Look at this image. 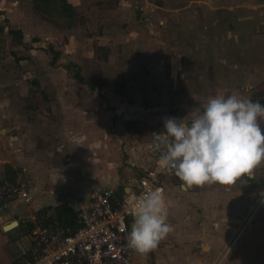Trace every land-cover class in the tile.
<instances>
[{"label": "crops", "instance_id": "0c3cea01", "mask_svg": "<svg viewBox=\"0 0 264 264\" xmlns=\"http://www.w3.org/2000/svg\"><path fill=\"white\" fill-rule=\"evenodd\" d=\"M138 1L66 0L65 11L62 0H0V183L25 168L33 194L31 203L18 199L0 207L1 247L11 236L35 232L47 212L75 226L80 201L96 188L115 187L120 197L138 189V179L159 159L152 151L153 133L164 131L163 118H184L204 103L199 94L198 105L169 108L170 97L183 95L182 64L165 56V26L156 33L163 38L143 32L145 38L136 39L138 32L127 23L142 16L136 15ZM250 1L259 2L251 12L262 9L264 19V0H165V9L145 0L165 10L167 19L175 13L228 16ZM228 36L222 44L210 41V50L230 48ZM53 53L51 90L22 89L16 66L38 65ZM140 67L144 72L133 79ZM122 74L128 79L111 84ZM262 82L256 91L264 88V73ZM36 94L40 109L33 112L42 116L49 108L50 128L25 116V102L35 103ZM218 95L224 96L213 97ZM253 101L264 105V91ZM194 114L199 113L186 118ZM259 123L264 130V118ZM52 138L63 142V151H42ZM172 175H165L164 198L174 231L145 253L147 264H264V162L232 185L187 187L180 179L170 181ZM53 208L70 212L63 218ZM14 220L18 224L6 231Z\"/></svg>", "mask_w": 264, "mask_h": 264}, {"label": "rangeland", "instance_id": "374dc122", "mask_svg": "<svg viewBox=\"0 0 264 264\" xmlns=\"http://www.w3.org/2000/svg\"><path fill=\"white\" fill-rule=\"evenodd\" d=\"M154 1L165 9V0ZM257 3L259 2L240 3L245 5L240 7L239 10L233 11L228 16L218 14L214 19L206 17L188 18L183 15L178 16L177 13L167 19L164 18L166 17L165 10L159 7H151V4H147L145 0L136 3V15L138 16L140 13L142 15H150L154 23L152 29L154 31L139 22L140 15L135 17L134 22L127 23L128 26L129 24L132 25L138 32L135 35L136 39L145 38L142 34L143 32H147L158 39L160 37L163 38V34L156 33L165 26V56L167 59H179L182 64L178 83L184 82L180 85L182 86L183 95L170 97L168 100L169 108L174 107L178 110V106L182 104L189 106L192 104L198 105L197 97L195 96L199 94L204 95V97H200L203 102H206L209 97L220 93L225 97L235 93H243V95H247V98L253 101L256 96L264 91V88L262 91H256L261 83L263 84L264 73V19L261 18L263 10L261 9L259 14L255 13L257 10L251 12L257 9ZM205 25H208V27L205 28ZM226 29L230 31L228 35L231 38L225 34ZM227 36L230 38L228 39L231 44L230 48L228 46V49L223 51L220 48L218 51L210 50V41L222 44ZM43 56L45 59L41 58V63H38V65L26 63L23 66H16V73L20 72V77L24 79V86L21 85V87L27 92H39L41 90L48 92L52 88L50 77L56 70L53 69L55 71H51L49 59L55 57V54L53 53L52 56L49 54V58L47 57L48 55L44 54ZM225 59H227V62H225ZM140 69L141 67L137 70L138 74L136 73V75L132 76L133 79L144 72V69ZM119 76L116 80L111 79V84L116 85L118 81L120 83V81H125V78L128 79L124 74ZM34 80L38 81V86ZM248 95L250 96L248 97ZM34 96L36 108L33 106L35 104L33 98L30 99V102H25V107L28 109L25 116L32 123H39L40 120L41 123H45L49 127L53 120L48 110L49 108L46 110L47 112L43 109V112H41L42 116L34 113L33 110L40 109V105L37 102L38 94ZM45 101L48 102L49 98ZM42 106H44L43 103ZM63 145L60 140L57 143L52 138L48 139L40 148L44 153L51 151L50 149L57 151L62 149L63 151ZM46 157L48 158V154ZM58 158L60 157L58 156ZM52 162L57 165L63 164L58 160L57 162L55 160ZM177 179L179 178L174 174L171 176L170 181ZM66 212H70V210L60 211V209L53 208L55 215L58 213L63 217ZM64 220V222L68 221ZM0 234H2L1 227ZM36 242L37 234L34 231H29L25 235L17 234L9 237L8 242L3 247L0 246V264H15V261L23 260L26 253L33 248ZM134 260L135 264H147L148 262L145 253L136 251Z\"/></svg>", "mask_w": 264, "mask_h": 264}, {"label": "clouds", "instance_id": "9594fccd", "mask_svg": "<svg viewBox=\"0 0 264 264\" xmlns=\"http://www.w3.org/2000/svg\"><path fill=\"white\" fill-rule=\"evenodd\" d=\"M191 119H187L191 113ZM182 120L164 117V131L153 133V152L162 166L187 187L205 183L232 185L264 162V105L236 94L209 97ZM174 227L162 189L146 191L135 201L127 246L149 253Z\"/></svg>", "mask_w": 264, "mask_h": 264}, {"label": "built area", "instance_id": "2783aa9c", "mask_svg": "<svg viewBox=\"0 0 264 264\" xmlns=\"http://www.w3.org/2000/svg\"><path fill=\"white\" fill-rule=\"evenodd\" d=\"M139 22L148 28L154 24L150 15H142ZM173 172L158 159L138 179L139 188L127 189L121 197L115 187L96 188L80 201L75 226L63 223L51 212L45 213L35 226L37 242L20 264H134L135 250L127 246L126 237L131 231L135 201L155 189H162L164 196L165 175ZM18 199L33 201L25 168L0 183V207Z\"/></svg>", "mask_w": 264, "mask_h": 264}, {"label": "water", "instance_id": "95a60500", "mask_svg": "<svg viewBox=\"0 0 264 264\" xmlns=\"http://www.w3.org/2000/svg\"><path fill=\"white\" fill-rule=\"evenodd\" d=\"M180 119L182 120L183 118H180ZM120 190H122V189H120ZM17 224H18V221L17 220H14L13 222L5 225L4 229L6 231H8V230L12 229L13 227H15Z\"/></svg>", "mask_w": 264, "mask_h": 264}, {"label": "trees", "instance_id": "16d2710c", "mask_svg": "<svg viewBox=\"0 0 264 264\" xmlns=\"http://www.w3.org/2000/svg\"><path fill=\"white\" fill-rule=\"evenodd\" d=\"M48 1H50V0H48ZM62 3H63V10L66 11V6L68 5L66 0H62ZM17 264H20V263H17Z\"/></svg>", "mask_w": 264, "mask_h": 264}]
</instances>
